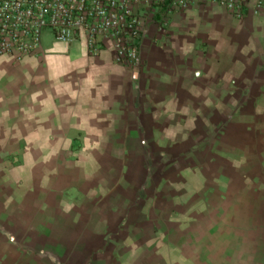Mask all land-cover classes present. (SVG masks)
I'll list each match as a JSON object with an SVG mask.
<instances>
[{
  "label": "crops",
  "instance_id": "obj_1",
  "mask_svg": "<svg viewBox=\"0 0 264 264\" xmlns=\"http://www.w3.org/2000/svg\"><path fill=\"white\" fill-rule=\"evenodd\" d=\"M261 1L155 11L135 72L0 55V264H264Z\"/></svg>",
  "mask_w": 264,
  "mask_h": 264
},
{
  "label": "built area",
  "instance_id": "obj_2",
  "mask_svg": "<svg viewBox=\"0 0 264 264\" xmlns=\"http://www.w3.org/2000/svg\"><path fill=\"white\" fill-rule=\"evenodd\" d=\"M196 5H213L240 19L248 10L257 14L262 1L0 0V55L16 60L42 55L45 34L63 43L82 37L89 53H99L108 43L113 61L135 72L147 18L157 10L168 14ZM161 20L159 28L164 29L167 21Z\"/></svg>",
  "mask_w": 264,
  "mask_h": 264
},
{
  "label": "rangeland",
  "instance_id": "obj_3",
  "mask_svg": "<svg viewBox=\"0 0 264 264\" xmlns=\"http://www.w3.org/2000/svg\"><path fill=\"white\" fill-rule=\"evenodd\" d=\"M171 15V14H170ZM47 39V38H46ZM45 40V39H44ZM44 43H45V41H44Z\"/></svg>",
  "mask_w": 264,
  "mask_h": 264
}]
</instances>
